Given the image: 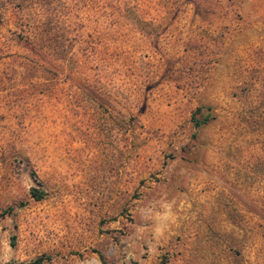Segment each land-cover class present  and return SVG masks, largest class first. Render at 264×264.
I'll use <instances>...</instances> for the list:
<instances>
[{"label":"rangeland","instance_id":"rangeland-1","mask_svg":"<svg viewBox=\"0 0 264 264\" xmlns=\"http://www.w3.org/2000/svg\"><path fill=\"white\" fill-rule=\"evenodd\" d=\"M38 256L264 264V0H0V264Z\"/></svg>","mask_w":264,"mask_h":264},{"label":"trees","instance_id":"trees-1","mask_svg":"<svg viewBox=\"0 0 264 264\" xmlns=\"http://www.w3.org/2000/svg\"><path fill=\"white\" fill-rule=\"evenodd\" d=\"M33 36V32L32 30H26V36H22L25 39H27V41H31V38ZM208 120V116L202 118L201 120H196L195 125L198 126L201 123H204ZM33 192H35V198L36 199H41L43 197L44 192H42L41 190H39L38 188H33ZM45 261V257L44 256H38L36 258H34L33 260L30 261H26V262H19V263H11V264H43V262Z\"/></svg>","mask_w":264,"mask_h":264}]
</instances>
